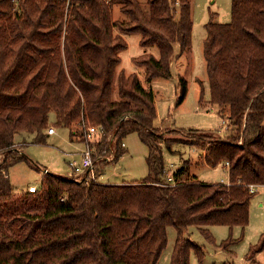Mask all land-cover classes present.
Returning <instances> with one entry per match:
<instances>
[{"label":"trees","instance_id":"16d2710c","mask_svg":"<svg viewBox=\"0 0 264 264\" xmlns=\"http://www.w3.org/2000/svg\"><path fill=\"white\" fill-rule=\"evenodd\" d=\"M116 4L127 20L112 19ZM146 4L147 11L138 0H0V264H157L169 227L176 232L169 264H189L192 251L203 257L189 228L212 243L204 227L247 226L249 186H264V0H231L230 23L205 25L210 103L228 123L226 138L171 132L197 137L208 167L227 163L229 184L183 180L184 167L166 179L161 146L171 150L172 140L155 126L153 93L117 67L128 47L123 34H138L139 45L156 47L159 58L144 53L134 64L144 67L147 82L169 78L176 51L191 48V0ZM180 92L178 103L184 86ZM49 124L71 136L99 129L91 145L95 162L109 155L113 136L114 158L95 163L96 179L136 133L148 149L146 177L84 184L43 168L39 189L16 197L10 168L25 163L41 171L24 149L45 146ZM24 132L31 139L17 145ZM263 250L264 234L250 248L251 259Z\"/></svg>","mask_w":264,"mask_h":264},{"label":"rangeland","instance_id":"374dc122","mask_svg":"<svg viewBox=\"0 0 264 264\" xmlns=\"http://www.w3.org/2000/svg\"><path fill=\"white\" fill-rule=\"evenodd\" d=\"M144 11L148 10L146 0H138ZM192 10V38L191 48L180 53L170 63L171 76L169 78L156 77L147 82L143 66L134 64L133 58L150 53L159 58L156 47L143 48L139 45L140 35L123 34L127 43V49L120 52V64L117 72L124 71L125 75L134 73L141 85L151 90L154 96L156 109L155 126L162 136L172 140L171 150L162 145V152L167 176L172 177L173 171L186 169L183 180L196 178L205 183L227 182L228 171L223 164L216 168L208 167L200 148L194 145L195 139L187 136L171 133L176 130L207 131L212 138H226L228 123L219 112V107L210 103L209 82L206 73V63L203 56V42L206 38L205 25L213 19L217 24H228L231 21V0H191ZM112 19L124 21L127 16L120 11V5L112 7ZM116 34L117 30L114 31ZM185 87L183 100L178 103L180 91ZM114 99H117L114 92ZM54 116L50 115V122ZM53 126L49 124V127ZM227 126V128H226ZM46 134L47 129H46ZM175 132V131H174ZM189 135V134H188ZM31 136L20 133L16 136L17 145L29 142ZM45 146L29 145L24 149V155L40 168L35 171L25 163H19L10 168L9 180L13 192L17 196L29 192L31 186L39 189L42 169L58 176H69L68 155L79 158L82 150L91 147L94 141L87 140L85 135L71 136L68 129H56L54 134L48 135ZM192 142V143H191ZM124 155L116 162L102 166L103 173L97 180L100 183L120 185L124 183H138L146 177L148 169L146 158L148 149L136 133L129 134L123 140ZM206 143H209L206 142ZM66 155V156H65ZM204 156V155H203ZM71 159V158H70ZM69 159V160H70ZM223 182V183H224ZM249 205V221L247 226L229 228L228 226L215 225L204 227L211 234L213 242H209L196 227L188 230V236L202 248L203 257L200 258L192 251L189 264H264V250L257 253L252 259L250 248L258 243L264 234V187L257 188L252 193ZM168 242L157 264H169L176 232L172 227L167 228ZM231 240L226 249L221 247L223 243Z\"/></svg>","mask_w":264,"mask_h":264},{"label":"built area","instance_id":"2783aa9c","mask_svg":"<svg viewBox=\"0 0 264 264\" xmlns=\"http://www.w3.org/2000/svg\"><path fill=\"white\" fill-rule=\"evenodd\" d=\"M14 1H17V0H14ZM105 2L108 3V1H105ZM54 131H55V128L53 127H50L47 129L48 135L54 134ZM84 133H85L87 140L91 141L94 135L101 133V131L97 129L96 127L88 126ZM108 141H109L108 149L110 151L109 155L106 158H99L96 162H99L101 160L110 162L114 158L115 151H116L115 139L111 135L109 136ZM122 146H124V143H122ZM87 147H88L87 149L82 150L81 156L78 159L74 157L68 160L67 164H68V169H69V172H68L69 176H65V178L74 179L76 182H79V183L83 182L84 184H87L90 180L99 182V180H97L94 176V173L96 170V167H95L96 162L92 160L93 149L89 147L88 145ZM225 166L227 167V163H225ZM168 181H172V178L169 177ZM257 188H260V186L250 185L249 186L250 193H254ZM28 191L35 192L36 187L31 186L28 189ZM61 200H63V198Z\"/></svg>","mask_w":264,"mask_h":264},{"label":"crops","instance_id":"0c3cea01","mask_svg":"<svg viewBox=\"0 0 264 264\" xmlns=\"http://www.w3.org/2000/svg\"><path fill=\"white\" fill-rule=\"evenodd\" d=\"M200 153L202 154V157H204L203 155H204V152L202 151V150H200ZM66 156V155H65ZM69 159L71 158L72 159V156L71 155H68L67 156ZM68 159V160H69ZM224 165V167H226L225 166V164H223ZM227 168V167H226ZM202 181H204V180H202ZM206 182V181H205ZM221 182L223 183L224 182V180L223 179H221ZM229 183V179H228V176H227V182H224V184H228ZM264 187V186H263Z\"/></svg>","mask_w":264,"mask_h":264},{"label":"water","instance_id":"95a60500","mask_svg":"<svg viewBox=\"0 0 264 264\" xmlns=\"http://www.w3.org/2000/svg\"><path fill=\"white\" fill-rule=\"evenodd\" d=\"M48 172V171H47ZM51 173V172H50ZM51 174H53V173H51Z\"/></svg>","mask_w":264,"mask_h":264}]
</instances>
